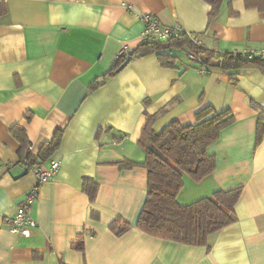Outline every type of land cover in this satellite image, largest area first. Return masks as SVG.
<instances>
[{
    "label": "crops",
    "instance_id": "0c3cea01",
    "mask_svg": "<svg viewBox=\"0 0 264 264\" xmlns=\"http://www.w3.org/2000/svg\"><path fill=\"white\" fill-rule=\"evenodd\" d=\"M0 16V264H264V73L203 67L184 52L176 68L156 55L134 58L96 90L90 85L112 67L120 51L142 44L149 15L179 27L205 48L243 52L264 46V12L244 0L227 3L208 22L205 0H7ZM207 107L231 110L235 122L208 152L215 171L201 182L184 176L178 201L188 205L218 190L242 188L236 221L213 235L209 247L190 246L145 234L137 221L145 204L148 172L121 169L142 162L138 139L145 113L166 109L155 124L187 126ZM31 120L26 121V115ZM21 125L37 155L61 132L51 160L57 176L40 186L30 214L31 237L14 235L10 220L38 179L20 163L12 135ZM84 178L98 185L95 201L83 191ZM97 213L98 217L93 214ZM117 229H112L114 221ZM124 225L130 228L118 234ZM82 237L84 252L72 244Z\"/></svg>",
    "mask_w": 264,
    "mask_h": 264
},
{
    "label": "trees",
    "instance_id": "16d2710c",
    "mask_svg": "<svg viewBox=\"0 0 264 264\" xmlns=\"http://www.w3.org/2000/svg\"><path fill=\"white\" fill-rule=\"evenodd\" d=\"M210 5L208 13L209 24L219 16L225 3L232 8L234 0H205ZM246 9H257L264 12V0H244ZM6 13V7L0 2V16ZM174 50L192 55L198 64L224 71H235L255 67L264 73V60L249 59L242 52H216L195 44L190 35L179 31L166 41H143L131 51L128 56L117 57L112 67L90 85L96 90L104 85L109 78L114 77L134 58L156 54L161 59L162 66L176 68L179 57ZM166 109L154 115L145 113L144 124L138 139V147L144 154L142 162L125 160L118 165L121 169L142 167L148 172V190L145 204L139 215L136 227L145 234L158 239L170 240L190 246L209 247L213 235L236 221L235 206L242 195V188L229 191L218 190L212 195L203 197L191 204L183 205L178 196L184 187V176L195 182H201L216 169V159L208 152L209 147L220 138L221 132L235 122L231 110L217 112L207 107L196 114V123L183 126L178 121H172L162 131L155 129L159 117ZM31 120V114L26 115V121ZM12 135L20 144V163H25L28 170L45 162L58 149L62 134L57 132L51 141L45 143L37 155L30 152L31 142L26 129L16 125L11 130ZM264 135V121L259 120L256 134V146ZM83 191L90 200L95 201L98 185L91 178H84ZM98 217L97 213L93 214ZM114 221L111 228L117 229ZM130 226L124 225L118 234L125 233ZM118 230V229H117ZM73 248L84 252L82 237L72 244Z\"/></svg>",
    "mask_w": 264,
    "mask_h": 264
},
{
    "label": "built area",
    "instance_id": "2783aa9c",
    "mask_svg": "<svg viewBox=\"0 0 264 264\" xmlns=\"http://www.w3.org/2000/svg\"><path fill=\"white\" fill-rule=\"evenodd\" d=\"M7 0H0V2H6ZM144 24L145 30L142 34V41H166L172 36H177L178 32L181 31L179 27L168 28L162 26L157 19L152 18L149 15L141 17ZM191 40L195 44H200L197 38L190 35ZM131 51L124 47L118 57L128 56ZM244 56L249 59L259 58L264 60V46L260 48H250L242 52ZM189 60L197 63L195 57L192 55L188 56ZM60 170V162L57 160H51L49 165L35 166L32 171L36 174L38 183L37 185L27 194L23 203L18 208L13 219L10 220V231L14 235L21 237H31L33 232L37 228L36 220L31 216L30 211L34 203L39 197L40 186L50 180L54 179Z\"/></svg>",
    "mask_w": 264,
    "mask_h": 264
}]
</instances>
